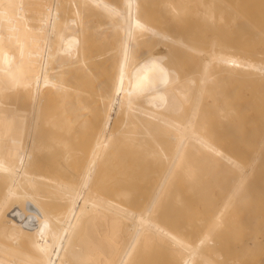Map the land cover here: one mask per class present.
I'll list each match as a JSON object with an SVG mask.
<instances>
[{
    "label": "bare ground",
    "instance_id": "1",
    "mask_svg": "<svg viewBox=\"0 0 264 264\" xmlns=\"http://www.w3.org/2000/svg\"><path fill=\"white\" fill-rule=\"evenodd\" d=\"M0 264H264V0H0Z\"/></svg>",
    "mask_w": 264,
    "mask_h": 264
},
{
    "label": "rangeland",
    "instance_id": "2",
    "mask_svg": "<svg viewBox=\"0 0 264 264\" xmlns=\"http://www.w3.org/2000/svg\"><path fill=\"white\" fill-rule=\"evenodd\" d=\"M173 31H174V33L177 36H181V37L191 36L190 29L187 28L184 25H176L173 28ZM93 48H97V45H95V47H93ZM169 48H171V47H169ZM174 48L172 49V51H167V52L164 51L167 48H161L162 53H160V55H159V52H158V58L157 59H150L149 60V58H151V56H152V52L157 51V49H154L153 47H149V46L144 47L141 50H139V53H138V56H137L138 59H137L136 64L138 66H143L145 63H147L146 64V67L147 68L150 67V69H149V73L150 74L149 75L150 76H153L156 79H166L167 78V80L168 79L173 80L174 78L179 77V75L183 71L186 70L187 63H188V59L186 58V56L184 55V53H182L179 50H176L177 47H174ZM145 55L147 57H149L148 58V61H145L142 58ZM170 56H174V57L173 58H170ZM106 65H109V64H102V66H106ZM97 73H98V75H100V70H97ZM168 84H170V82ZM176 90H177V87L176 88H173V89L171 87V90H169V91L175 92ZM166 98H167V94L165 96V103H166ZM50 101H51V97L48 94H46V105ZM27 105L28 104H26V105L23 104V108L26 107ZM46 105L42 106L39 109V113L40 114L42 112H44V109H45V106ZM162 109H163V111L165 110L164 107ZM46 208H47V205H46ZM57 210H59L58 207H57Z\"/></svg>",
    "mask_w": 264,
    "mask_h": 264
}]
</instances>
